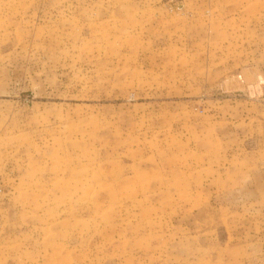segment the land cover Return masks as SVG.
Masks as SVG:
<instances>
[{"label": "rangeland", "instance_id": "obj_1", "mask_svg": "<svg viewBox=\"0 0 264 264\" xmlns=\"http://www.w3.org/2000/svg\"><path fill=\"white\" fill-rule=\"evenodd\" d=\"M0 264H264V0H0Z\"/></svg>", "mask_w": 264, "mask_h": 264}, {"label": "built area", "instance_id": "obj_2", "mask_svg": "<svg viewBox=\"0 0 264 264\" xmlns=\"http://www.w3.org/2000/svg\"><path fill=\"white\" fill-rule=\"evenodd\" d=\"M1 191V190H0Z\"/></svg>", "mask_w": 264, "mask_h": 264}]
</instances>
